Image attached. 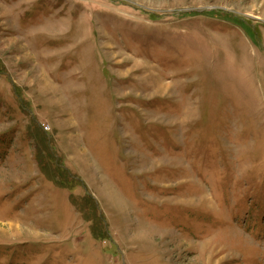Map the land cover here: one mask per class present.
<instances>
[{
  "label": "rangeland",
  "instance_id": "1",
  "mask_svg": "<svg viewBox=\"0 0 264 264\" xmlns=\"http://www.w3.org/2000/svg\"><path fill=\"white\" fill-rule=\"evenodd\" d=\"M0 264H264V0H0Z\"/></svg>",
  "mask_w": 264,
  "mask_h": 264
},
{
  "label": "trees",
  "instance_id": "2",
  "mask_svg": "<svg viewBox=\"0 0 264 264\" xmlns=\"http://www.w3.org/2000/svg\"><path fill=\"white\" fill-rule=\"evenodd\" d=\"M211 13H213V12H211Z\"/></svg>",
  "mask_w": 264,
  "mask_h": 264
}]
</instances>
